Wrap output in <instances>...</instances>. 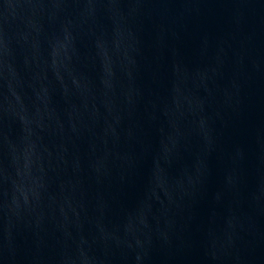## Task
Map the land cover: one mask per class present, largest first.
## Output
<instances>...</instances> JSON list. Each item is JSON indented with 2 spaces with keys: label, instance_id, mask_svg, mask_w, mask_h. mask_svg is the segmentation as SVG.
Wrapping results in <instances>:
<instances>
[{
  "label": "water",
  "instance_id": "water-1",
  "mask_svg": "<svg viewBox=\"0 0 264 264\" xmlns=\"http://www.w3.org/2000/svg\"><path fill=\"white\" fill-rule=\"evenodd\" d=\"M0 264H264V0H0Z\"/></svg>",
  "mask_w": 264,
  "mask_h": 264
}]
</instances>
